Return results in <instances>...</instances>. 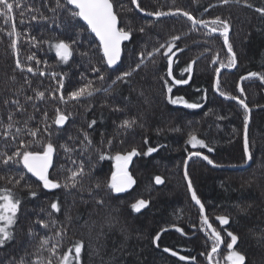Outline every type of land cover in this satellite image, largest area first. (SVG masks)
I'll return each mask as SVG.
<instances>
[{
  "label": "trees",
  "instance_id": "obj_1",
  "mask_svg": "<svg viewBox=\"0 0 264 264\" xmlns=\"http://www.w3.org/2000/svg\"><path fill=\"white\" fill-rule=\"evenodd\" d=\"M55 2L26 0L23 24L20 23L19 10L13 13L14 21H8L7 25L0 18V27L4 29L0 31V122L6 125L10 113L13 120L19 121L8 130L7 140L3 137L4 129L0 128V151L10 153L15 150L19 140L13 142L11 134L16 132V127L24 128V121L29 116L33 117L29 127H39L40 135L47 137L43 129L44 114L47 113V122L52 124L59 108L71 115L59 129L52 124L50 140L56 152L49 178L63 184L69 174L67 169L75 170L71 160H76L77 166L82 162L86 175L77 188L47 190L25 170L31 190L37 192L36 197L30 196L24 182L15 186L0 180V187L12 188L22 199L13 226L14 239L0 246V264H20L21 258L30 264L37 256L44 258L47 264L51 253L37 249L40 238L45 236L52 238L47 247H51L52 242L59 243L58 255L69 248L73 249L74 255L75 242H82L80 264H208L206 257L212 241L208 230H202L206 226L201 224L200 210L192 204L188 194L184 160L189 153L199 151L218 167L244 166V113L238 103L224 101L214 93L215 69L221 61L228 62L222 37L213 33L205 35L207 30L201 27L193 29L191 22L182 15L165 19H153L147 15L148 12H169L177 8L191 12L198 19L211 20L219 16L229 23V42L237 64L233 72H221L218 91L245 99L251 109V163L245 169L216 171L195 157L189 160L187 172L204 205L205 215L213 228L220 232L224 246L231 242L227 233L232 232L238 237L233 250L245 255V264H264V84L257 78L240 80L250 71L264 73V19L255 10L264 7V0H230L228 4H223L222 0H137V10L131 0H112L119 27L131 29L130 39L123 47L121 63L115 69L107 68L96 38L89 31L81 30L87 27L82 21L78 18L70 20L67 12L58 10L57 14L49 10L55 7ZM249 4L251 7L247 6ZM29 7L39 11L28 12ZM41 13L46 20H31L32 15ZM13 22L21 33L19 57L10 47L13 37L7 35ZM78 32L79 42L73 46V56L67 64L59 62L55 50L43 43L70 42L76 39ZM174 36L180 39L172 49L175 55L172 56V76L169 77L168 60L163 55L166 49H161L154 57H147V53L167 44ZM30 37H35V42L30 41ZM85 52L87 56L82 55ZM33 54L41 61L39 65L35 59L27 61V56ZM214 57L216 63H213ZM17 58L22 65L32 66L37 73L55 72L58 77L64 76L62 91L66 98L69 92L88 81L98 88L111 87V91L61 103L60 92H55V100L49 95L58 87L51 75L22 72L16 69ZM141 59L144 62L138 70L125 81L112 85L121 73L135 69ZM192 62L191 74H182ZM93 67L103 72L104 81L98 79L100 73H94ZM173 79H187L189 82L173 84ZM165 81L172 88L171 93L167 91ZM238 84L244 89V96H241ZM35 90L44 91L45 98L27 102L25 98L34 96ZM169 96L183 97L188 103H199L201 107L192 109L183 104H171ZM17 100L23 105V111H16L12 101ZM125 119H135L136 124L127 129L119 127ZM93 120L96 124L89 128ZM85 132L93 141L91 148L86 150L81 144ZM190 133L214 150L208 152L207 148H193L187 144ZM20 138L32 139L23 133ZM108 140H112L110 146ZM6 144L9 147H5ZM60 145H66L72 151L65 152ZM149 147L157 151L143 155ZM133 148L141 153L130 164L129 174L134 183L126 192L113 193L106 185L115 161L110 158L101 161L99 153L114 156ZM18 168L22 169V165L12 169L0 165V176L15 177ZM157 176L163 181L160 186L156 185ZM96 184L100 187L96 188ZM140 199L148 201V206L137 213L131 209V204ZM52 202L59 204V212L51 209ZM218 216L228 217V223L221 225L216 219ZM38 220L55 223L42 228ZM176 227L181 228L183 234L177 232ZM57 230H62L61 237H55ZM157 233L160 238L154 244ZM165 247L178 255L174 257L171 251L164 252ZM179 255L189 259L180 261ZM51 259L52 264H59L57 256H51Z\"/></svg>",
  "mask_w": 264,
  "mask_h": 264
},
{
  "label": "snow or ice",
  "instance_id": "obj_2",
  "mask_svg": "<svg viewBox=\"0 0 264 264\" xmlns=\"http://www.w3.org/2000/svg\"><path fill=\"white\" fill-rule=\"evenodd\" d=\"M26 0H0V18L4 20V24L7 25L8 21L13 20L14 16L13 13L17 10L20 11V15L22 17L20 23L23 24L25 21L23 19L25 15V11L23 8V4ZM230 0H222L223 4H228ZM131 3L136 5L137 0H131ZM71 6V7H67ZM251 7V5H247ZM50 11L53 13L58 14L59 12H67L68 18L70 20L76 21L77 18L79 21H83L86 24V29L81 28L82 31H90L95 35V38L99 41V49L103 53V62L106 63L108 68H112L115 66L118 61L121 59V44L123 41H127L130 39L131 36V29H125L123 27H118V17L116 12H114V5L112 0H56L55 7L50 8ZM257 13L261 15V18L264 19V7L256 8ZM28 12L36 11L38 12L39 9H33L29 7L27 9ZM143 11V9H141ZM207 11V9H205ZM147 15L155 16L157 18L168 16V15H182L187 18L188 21L191 22L192 28L196 29L197 26L201 28L207 29L208 34L219 32V35L223 37L224 47L227 48L228 53V62L225 64L223 61L220 62L219 67L215 69L217 73V80L213 85L214 88L219 90V74L221 70L224 68H234L237 64L236 55L233 51V46L229 42V23L226 20H223L221 17L217 16L211 20L205 19H198L196 18L191 12L183 11L179 8L175 9V11L170 10L169 12H148ZM46 20L42 13L37 15H32L31 20L37 21ZM60 25H57L59 27ZM219 26V27H216ZM4 29L0 27V31ZM141 32L144 31L143 28L140 29ZM9 37H13L11 39L10 47L13 51V54L19 57V48H18V40L21 36V33L17 30L16 24L13 22L11 26V30L7 32ZM80 34L77 33L76 39L71 40L70 42H66L64 40H59L55 43H50L48 41H44L43 43L48 44L49 49L55 50V55L58 58L59 62L67 64L70 58L73 56V46L79 42ZM180 39L179 36H174L167 44H161L159 48H156L154 52H148L147 57H154L156 53H159L161 49H166L163 53L164 57L168 60V73L169 77L172 76V56L175 55L172 52V49L176 46V41ZM30 41L35 42V37H30ZM171 53V55H169ZM82 55L87 56L88 53H82ZM143 56V54H141ZM27 61L36 60V64L39 65L41 63L40 60L35 58V55H28ZM143 59L136 65L135 69L131 71H126L121 73V75L117 76L115 80L112 81V85L115 86L119 82L125 81L127 77H130L132 73L138 70L142 64ZM46 63V62H45ZM193 63H189L186 68L182 70L183 73L192 72ZM213 63H216V58H213ZM16 69L23 71H27L28 73H33L34 75L38 74L40 76L51 75L52 80H54L58 87L49 95L52 99H56L55 92H60L59 101L61 103H67L68 101H80L82 98L87 99L91 98L94 94L104 91L105 93H109L111 91V87L107 89H102L95 87L92 81H88L87 83L82 84V86L78 87L76 90L71 91L68 93L67 98L63 94L64 88V76H57L55 72L46 73L45 71H39L38 73L34 70L32 66H27L21 64L19 58L15 61ZM92 71L94 73H100L98 79L100 81H104L106 79L105 75L99 68L93 67ZM249 78H257L260 80L262 84H264V73H258L256 71H250L247 73L246 76H241L240 80L244 81ZM28 83L29 81L26 79L25 81ZM189 81L187 79H173V84H187ZM165 87L169 93L172 92V88L168 86L167 81H165ZM241 96H244V89L237 85ZM221 95H224L227 99L235 100L240 107L243 109V153L245 160L252 159V153L250 152V141H249V124H250V113L251 109L249 108L248 104L245 102V99H240L235 96H228L226 93L221 92ZM45 98V92L35 90L34 96H27L25 99L27 102H32L33 100H43ZM169 102L171 104H183L186 108H199L201 105L199 103H188L183 97H176L172 98L169 96ZM7 103V101H6ZM13 104L16 105V111H23V105H20L19 101H12ZM119 110V109H116ZM70 113L62 112L59 108L55 111V117L52 120V124H54L58 129L65 125L66 121L69 119ZM221 118L222 117H218ZM33 119V117L29 116L28 120L24 121V128L16 127V132L11 134V138L13 142L19 140L18 146L12 152L7 151H0V165H3L5 168L12 169L14 166L22 165V169H17L15 173V177L11 175L0 176V180L6 181L7 184H14L15 186L20 185L22 182L25 183L26 187L29 189V194L32 197L37 196V192L31 190V185L28 184V178L25 174L30 173L32 177H35L41 184L43 189L52 190L58 188H77V186L81 183L82 177L86 175L84 165L81 162L77 166L76 160H71V164L75 166V170L72 168H68V175L64 180V183L61 184L60 182L50 179L49 178V169L53 166V156L56 152V148L54 144L51 142V131H52V124L47 122L48 116L47 113L44 114V122H43V129L44 132L47 133V137L40 135V128H31L29 127V121ZM19 121L13 120V115L9 114V122L5 125L0 122V128L4 129L3 137L5 140L9 137V129L13 128L14 126L18 125ZM96 124V121L93 120L88 125L89 128H92ZM136 124L135 119H125L121 122L119 127L121 128H131L133 125ZM179 129H177L178 131ZM235 131V130H234ZM26 134L32 137L31 140L25 141L24 139L20 138L21 134ZM86 142V144H85ZM103 142V141H102ZM147 143V140H145ZM187 144H190L193 148L199 146L200 148H207L208 152H212L214 149L209 145L206 144L204 140L198 139L194 133H190L188 139L186 141ZM81 144L84 145V149L91 148L93 141L89 138V135L85 132L83 133V140ZM112 144V140H108V145ZM5 147H9V145H5ZM61 148L65 150V152L72 151L66 145H60ZM157 151L156 148L149 147L147 152H144L143 155H149L153 152ZM135 148H133L130 152L121 154L116 153L114 156H106L103 152L99 153V160L103 161L106 158H110L115 161L114 164V171L111 174L110 180L107 182L106 187L113 193H122L125 192L128 188H130L134 180L131 175H129L127 168L129 162L132 160L133 157L140 155ZM193 156L201 157L203 160L207 161L208 164L213 165L214 167L217 166L214 164L213 160L209 159L207 155H202L201 152H191L189 153L188 159L184 160L185 165V173L184 178L188 180V191L191 193V199L195 202L196 205L200 207V216H201V224L206 226L202 228V230H210L209 239L212 241L211 250L207 252V261L208 264H213V257L214 254L218 253V249L220 248L222 241V237L220 232H218L215 228H213L212 224L209 222L207 216L205 215L204 205L201 203L200 199L197 197L195 190L193 189L192 182L188 177L187 172V165L189 159ZM155 181L157 184L162 183L161 177H155ZM96 188H99L100 185L96 184ZM97 203H102V201H97ZM22 205L21 197L12 189L7 186L0 187V246L6 245L12 239H14V232L13 226L17 222V213L20 211ZM148 206V201L140 199L137 200L135 203L131 204V209L134 212L139 213L141 209L146 208ZM51 209L54 212L60 211V206L57 202H52L50 205ZM219 220L221 225L228 223V217L226 216H218L216 218ZM37 223L41 225L42 228H49L50 223L54 225V221L45 222L43 220H38ZM175 227V226H174ZM161 231H166V229H162ZM177 232H181L183 234V230L179 227H176ZM31 234V233H30ZM55 237L62 236V230H57L54 233ZM227 235L231 237V242L227 243L228 253L223 257V264H245V255H243L239 251H235L234 245L237 244L238 237L234 235L232 232H228ZM160 238V233H157L156 236L153 238V243L155 244L157 240ZM52 240L51 237H41L39 241V245L37 246L38 251L46 249L48 252L51 253V256H57L59 264H80L81 258V250H82V242L76 241L74 244V255L73 249L69 248L68 251L64 252L62 255H58L59 243L52 242L51 247H47ZM158 246V245H157ZM164 252H170L171 250L167 247L163 249ZM172 256H177V252L171 251ZM204 255V253H201ZM51 256L47 258V264H52ZM178 259L180 261L188 260L189 257L184 255H179ZM195 260V257L191 258ZM20 264H29V262L25 258H21ZM30 264H45L44 258L37 256L36 260L30 261ZM216 264H221V261L217 260Z\"/></svg>",
  "mask_w": 264,
  "mask_h": 264
},
{
  "label": "water",
  "instance_id": "obj_3",
  "mask_svg": "<svg viewBox=\"0 0 264 264\" xmlns=\"http://www.w3.org/2000/svg\"><path fill=\"white\" fill-rule=\"evenodd\" d=\"M134 7L136 8V10H137V6L136 5H134ZM171 16H173V15H168V16H163V17H159V18H157V17H155V16H153V17H151V18H153V19H165V18H167V17H171ZM186 18V17H185ZM187 19V18H186ZM82 23L84 24V22L82 21ZM84 25H86V24H84ZM118 27H119V24H118ZM197 27H199V26H197ZM203 29H205V28H203ZM205 30H207V29H205ZM208 31V30H207ZM90 32V31H89ZM91 34V36H94L95 37V35L93 34V33H90ZM213 34H215V35H219V33L218 32H216V33H213ZM220 36V35H219ZM96 40H97V42H98V44H99V41H98V39L96 38ZM125 42L126 41H123L122 42V44H121V59H120V61H118V63L115 65V66H113L112 68H109V69H115V67H117L120 63H121V60H122V53H123V47H124V44H125ZM226 48V47H225ZM226 50H227V48H226ZM103 54V53H102ZM108 68V67H107ZM234 69H235V67H234ZM224 71H227V72H232L233 71V69H227V68H224V69H222L221 70V72H224ZM217 74V73H216ZM221 74V73H220ZM220 74H219V76H220ZM219 78V77H218ZM216 80H217V75H216V78H215V80H214V84H215V82H216ZM213 84V85H214ZM214 92H215V94L220 98V99H222V100H224V101H228V102H235L236 103V101H234V100H230V99H227L226 97H223L222 95H220L219 93H218V91H217V89L216 88H214ZM251 117V116H250ZM189 157V156H188ZM188 157H187V159H188ZM196 156H193L192 158H195ZM191 158V159H192ZM196 158H198V159H200L201 161H204V163L205 164H207L208 166H210L211 168H213L214 170H222V171H228V170H234V169H236L235 167H231V166H228V167H214L213 165H210V164H208L207 163V161H205V160H203L201 157H196ZM190 160V159H189ZM188 164H189V162H188ZM249 165H250V160H247V163H246V165L244 166V167H249ZM187 167H188V165H187ZM183 173H185V166H184V170H183ZM35 180H36V178L35 177H33ZM185 179V178H184ZM185 182H186V184H187V188H188V180H185ZM156 185H158V186H160L161 185V183L160 184H157L156 183ZM131 188V187H130ZM130 188H128L127 190H129ZM126 190V191H127ZM188 194L190 195V197H191V193H189V191H188ZM191 201H192V204L193 205H195V207H198L199 208V210H200V207H199V205H196L195 204V202L191 199ZM209 232H210V230H209ZM221 245H222V243H221ZM221 245H220V248L218 249V251L219 250H221Z\"/></svg>",
  "mask_w": 264,
  "mask_h": 264
},
{
  "label": "rangeland",
  "instance_id": "obj_4",
  "mask_svg": "<svg viewBox=\"0 0 264 264\" xmlns=\"http://www.w3.org/2000/svg\"><path fill=\"white\" fill-rule=\"evenodd\" d=\"M219 33V32H218ZM222 37V36H221ZM222 40H223V37H222ZM223 44H224V42H223ZM224 49L226 50V48L224 47ZM227 51V50H226ZM236 67V66H235ZM227 69H229V68H227ZM231 69H233L234 70V68H231ZM224 72H227V71H224ZM233 72V71H232ZM228 73H231V72H228ZM218 91V90H217ZM215 93V92H214ZM218 93H219V91H218ZM220 94V93H219ZM216 95V94H215ZM221 95V94H220ZM223 96V95H222ZM223 97H225V96H223ZM230 100H232V99H230ZM235 101V100H234ZM235 103V102H234ZM237 103V102H236ZM252 117V116H251ZM251 117H250V122H251ZM250 125V124H249ZM250 128V127H249ZM203 155V154H202ZM134 158V157H133ZM132 158V159H133ZM187 159V158H186ZM132 161V160H131ZM131 161L129 162V164H128V168H127V171H128V173H129V169H130V164H131ZM204 162V161H203ZM246 163H247V161H246ZM250 163H251V160H250ZM114 164H115V162H114ZM189 165V164H188ZM246 165V164H245ZM244 165V166H245ZM244 166H239V168H237V167H235L236 169H234V170H229V171H236V170H239V169H245V168H248V167H244ZM250 166V165H249ZM210 167V166H209ZM216 167V166H215ZM232 167V166H231ZM211 168V167H210ZM187 169H188V167H187ZM213 169V168H212ZM50 170V169H49ZM115 169L113 168V171H114ZM184 170V169H183ZM219 171H222V170H219ZM130 175V174H129ZM132 176V175H131ZM185 180V179H184ZM186 183V182H185ZM132 187V186H131ZM131 189V188H130ZM129 189V190H130ZM128 191V190H127ZM187 191H188V188H187ZM126 192V191H125ZM190 199H191V197H190ZM192 202V201H191ZM195 206V205H194ZM197 208V207H196ZM199 209V208H198ZM208 232H209V230H208ZM209 234H210V232H209ZM222 245H221V250L223 251L222 253H221V255H216V254H214L215 256L213 257V264H216V261L217 260H219V261H221V264H223V257L225 256V255H227V253H228V249H227V246H224V240H223V238H222ZM221 250H219L218 251V254H219V252L221 251Z\"/></svg>",
  "mask_w": 264,
  "mask_h": 264
}]
</instances>
